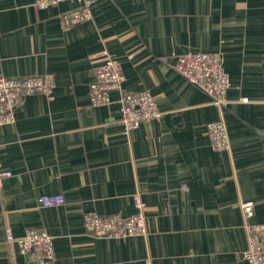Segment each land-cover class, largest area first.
<instances>
[{"label": "crops", "instance_id": "0c3cea01", "mask_svg": "<svg viewBox=\"0 0 264 264\" xmlns=\"http://www.w3.org/2000/svg\"><path fill=\"white\" fill-rule=\"evenodd\" d=\"M34 0H0V76L51 73L48 96H26L0 126V264H28L11 234L52 237L55 264H246L241 204L264 223V0H93L92 20L70 29L74 4L39 10ZM189 52H220L229 101L214 107L174 69ZM106 58L125 92L147 91L160 117L125 134L119 93L91 106L88 86ZM246 98L247 102L240 100ZM222 120L229 148L205 132ZM42 196L63 204L42 207ZM146 234L97 238L84 216L134 214Z\"/></svg>", "mask_w": 264, "mask_h": 264}, {"label": "built area", "instance_id": "2783aa9c", "mask_svg": "<svg viewBox=\"0 0 264 264\" xmlns=\"http://www.w3.org/2000/svg\"><path fill=\"white\" fill-rule=\"evenodd\" d=\"M63 2L74 6L61 15V26L70 29L92 20L93 0H34V6L39 10L55 7ZM174 69L188 83L203 92L211 104L219 110L228 107L227 92L230 81L226 73L220 52L203 53L189 52L176 58ZM124 76L121 66L111 58H106L94 70L90 82L89 101L91 106L108 104L113 92L119 93L121 125L124 133L129 134L143 123L157 120L160 112L154 97L147 91L125 92L122 90ZM55 87V76L51 73L18 78L0 76V126L13 124L15 111L26 97L36 94L48 96ZM247 102L246 98L240 100ZM205 132L214 151H227L229 141L226 127L222 120L209 122ZM264 136V132H263ZM11 172L2 169L0 165V188ZM64 202L62 196H42L39 205L42 207L60 206ZM134 214L123 217L120 215L99 216L87 214L84 216V229L97 238H128L144 236V205L135 196L133 198ZM244 227L247 235V248L242 252L246 264H264V223L252 224L248 220L253 215V203L241 204ZM8 243H15L20 254L25 256L28 264H55V254L52 237L44 232L28 230L21 238L11 234L6 238ZM144 264H150L148 261Z\"/></svg>", "mask_w": 264, "mask_h": 264}]
</instances>
